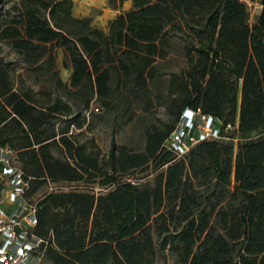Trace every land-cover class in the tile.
Returning a JSON list of instances; mask_svg holds the SVG:
<instances>
[{
    "label": "trees",
    "instance_id": "obj_1",
    "mask_svg": "<svg viewBox=\"0 0 264 264\" xmlns=\"http://www.w3.org/2000/svg\"><path fill=\"white\" fill-rule=\"evenodd\" d=\"M107 3L118 12L105 29L75 16L72 0L0 7V148L15 153L27 194L46 180L105 188L52 190L37 202L44 262L155 264L159 250L172 264H264V136L236 149L204 140L178 160L163 147L185 108L241 136L264 125V0L252 24L240 0ZM17 61L52 90L28 84ZM155 106L171 121L145 125L142 150L111 136L102 160L69 135L95 107L127 123ZM149 164L151 182L124 179Z\"/></svg>",
    "mask_w": 264,
    "mask_h": 264
},
{
    "label": "rangeland",
    "instance_id": "obj_2",
    "mask_svg": "<svg viewBox=\"0 0 264 264\" xmlns=\"http://www.w3.org/2000/svg\"><path fill=\"white\" fill-rule=\"evenodd\" d=\"M18 0H2L0 7H6ZM73 1V14L77 17L88 16L91 18V23L94 26L105 29L107 21L117 14V10L112 9L107 0H72ZM248 10V21L252 24L262 10L260 0H240ZM129 1L124 2L122 9L129 8ZM22 64L17 61L15 68L17 72L23 74L24 79L28 84L32 85L36 90H52L48 83L43 81H36L33 75L26 73L21 69ZM57 66L61 80L68 84L70 69L62 65V54L58 52ZM169 68L176 70V56L172 58ZM62 93V90H60ZM94 106H99L94 104ZM94 115L84 112L79 118L74 121L72 132L69 135L76 141L85 143L88 150H91L98 155L100 159H105L108 152V146L111 136L116 140L118 146H124L128 150H142L144 144L143 129L144 126L152 123L156 125H163L171 121V117L166 114L165 109L161 106H155L150 112L140 114L134 117L127 123H122L119 119H115L112 114L102 115V110L98 111L92 109ZM85 116V118H84ZM225 141L232 143L234 149L237 148L241 142L245 140H257L264 136V125L244 136L236 133L234 128H228L223 131ZM55 154L63 156L61 150H55ZM180 158L173 157V160ZM158 170L149 164L148 167H140L134 171L124 174V179H128L134 183L145 184L151 182L153 176ZM88 187L92 188L95 193L100 190L105 191L96 184H88L84 181L75 182H52L46 180L39 188L30 192L28 195L31 200L38 202L45 193L52 190H68L74 188ZM153 232V226L151 228ZM154 245L157 248V239L153 235ZM173 258L167 251H156L155 264H172ZM49 264V262H44Z\"/></svg>",
    "mask_w": 264,
    "mask_h": 264
},
{
    "label": "built area",
    "instance_id": "obj_3",
    "mask_svg": "<svg viewBox=\"0 0 264 264\" xmlns=\"http://www.w3.org/2000/svg\"><path fill=\"white\" fill-rule=\"evenodd\" d=\"M98 110L97 107L94 108ZM218 118L185 108L163 147L174 157H183L204 140H224ZM29 184L16 162L15 153L0 148V264H43L49 238L36 232L37 202L27 194Z\"/></svg>",
    "mask_w": 264,
    "mask_h": 264
}]
</instances>
